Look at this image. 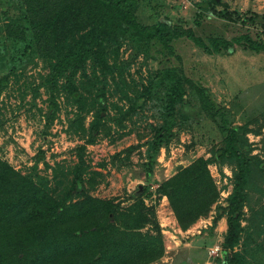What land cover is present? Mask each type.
I'll use <instances>...</instances> for the list:
<instances>
[{"label":"rangeland","instance_id":"1","mask_svg":"<svg viewBox=\"0 0 264 264\" xmlns=\"http://www.w3.org/2000/svg\"><path fill=\"white\" fill-rule=\"evenodd\" d=\"M21 2L0 0V14L5 10L7 19L25 21ZM136 2L139 3L137 18L143 25L191 28L207 43L216 38L231 40L242 35L264 41V19L250 26L202 13L198 5H215L214 0ZM215 8L241 15L252 11L264 16V0H221ZM2 20L0 17V27ZM120 37L119 47L109 58L112 73L106 71L103 75L97 61H90L77 77L79 86L95 77L99 79L92 94L84 92L90 102L96 104V110L91 112L80 111L64 91L54 95L50 88L42 85L50 76L49 65L26 51L32 43L30 29L27 42L8 43V59L16 53V62L8 68H0V79L8 77L7 87L0 91V159L36 182L44 179L54 185L55 175L66 174L73 178V170L79 163L78 150L85 147L83 168L88 193L119 205L124 214L119 215V223L124 222L135 204L154 208L156 219L146 223L141 232L157 235L159 228L165 254L152 264H217L228 226L226 217L217 226L214 219L217 207L227 206L226 201L232 194V169L225 167L222 174L217 164L209 165L219 199L210 213L188 230L180 226L167 196L160 195L158 187L178 173V166L184 169L200 158H211V150L224 141L225 135L219 128L223 114L230 125L249 126L253 155L264 160V52L256 53L245 45H234L218 54H209L183 38L173 43L181 61L175 57H169V61L153 45L141 48L138 39L124 34ZM163 67L182 70L189 82L183 80L184 102L188 107L182 110L179 104L176 108L173 136L160 147L155 145V135L164 124L163 110L169 97L168 86L158 81ZM198 90L211 95L221 110L219 118L214 120L202 111ZM53 101L57 104L56 112L49 118ZM102 107L106 111L99 122L96 113ZM79 116L84 118L87 131L93 122L99 124L100 134L93 144H88V132L82 133L75 125ZM40 154H44L43 159ZM152 156L155 165L148 179ZM140 186L144 192L147 188L148 194L137 200L135 193ZM257 200L258 197H254L251 201L253 208L257 207ZM244 213L242 226L247 230L249 209ZM256 241L260 246L255 242L251 244L256 256L250 261L264 264V236ZM236 250H242V246Z\"/></svg>","mask_w":264,"mask_h":264},{"label":"trees","instance_id":"2","mask_svg":"<svg viewBox=\"0 0 264 264\" xmlns=\"http://www.w3.org/2000/svg\"><path fill=\"white\" fill-rule=\"evenodd\" d=\"M214 3L218 5L219 2L214 0ZM21 4L25 21L7 19L5 10L0 14L3 18L0 68H8L16 62V53L8 59V43L27 42L30 29L32 43L26 51L49 65L50 76L42 85L50 88L54 95L62 91L67 93L80 111L96 110V104L90 102L84 92L92 94L99 79L95 77L79 86V73L85 71L90 61H97L103 75L106 71L112 73L109 58L119 47L117 42L122 34L138 39L141 48L157 47L169 61L174 57L181 61L173 43L183 38L209 54H218L234 45H245L256 53L264 52V41L250 35L231 40L216 38L207 43L191 28L180 30L143 25L137 18L139 3L136 0H22ZM215 5L208 3L198 7L202 13L243 25L254 26L264 19L263 15L252 11L241 15L227 9L217 10ZM182 73L175 67L160 68L158 81L169 88L163 110L164 124L155 135V145L160 147L173 136L176 108L179 104L182 110L188 107L184 102L183 80H189ZM7 85L8 77H2L0 91ZM197 94L202 111L214 120L219 118L221 110L211 95L204 90H198ZM56 105L53 101L49 118L51 113L55 114ZM105 111L104 107L97 111V121L103 120ZM79 117L75 125L82 133L88 132V144H93L100 134L99 124L93 122L87 131L84 118ZM227 123L223 114L219 128L225 135L224 141L211 150V158H200L159 183L158 193L167 196L180 226L188 230L206 217L219 199L209 165L217 164L222 174L223 168H231L233 191L226 201L227 206L217 207L218 214L214 219V226H217L226 217L228 226L217 264H252L250 260L256 253L251 250V244L255 242L260 246L256 238L264 236V160L253 155L248 139L249 126ZM78 151L79 163L73 170V178L66 174L55 175L54 185L44 179L36 182L0 159V264H152L164 256L159 228L157 235L141 232L146 223L156 219L154 208L135 204L124 222L119 223V215L124 216L119 205L89 195L83 168L85 147ZM40 155L43 159L44 154ZM154 156L148 164V179L153 174ZM139 191L140 187L135 198L142 200L148 190L145 188L144 192L142 186L141 193ZM254 197H258L255 208L251 205ZM246 208L250 211L247 230L242 226ZM240 245L242 250H236Z\"/></svg>","mask_w":264,"mask_h":264},{"label":"water","instance_id":"3","mask_svg":"<svg viewBox=\"0 0 264 264\" xmlns=\"http://www.w3.org/2000/svg\"><path fill=\"white\" fill-rule=\"evenodd\" d=\"M218 2H220L221 0H217ZM183 170V166H178L177 167V171L178 172H180V171H182ZM141 191H142V186H140V191H139V193H141Z\"/></svg>","mask_w":264,"mask_h":264}]
</instances>
